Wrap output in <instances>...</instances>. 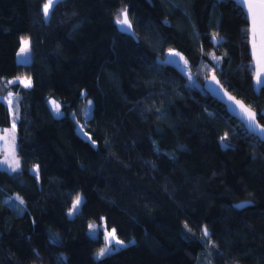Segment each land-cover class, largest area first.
I'll list each match as a JSON object with an SVG mask.
<instances>
[{
  "label": "trees",
  "instance_id": "obj_1",
  "mask_svg": "<svg viewBox=\"0 0 264 264\" xmlns=\"http://www.w3.org/2000/svg\"><path fill=\"white\" fill-rule=\"evenodd\" d=\"M45 1L0 0V131L15 118L19 159L0 167V264H199L207 247L213 264H264V143L202 87L214 73L263 107L241 9L60 0L46 18ZM125 9L133 35L116 25ZM170 49L191 79L164 60ZM101 219L123 243L95 257Z\"/></svg>",
  "mask_w": 264,
  "mask_h": 264
},
{
  "label": "rangeland",
  "instance_id": "obj_2",
  "mask_svg": "<svg viewBox=\"0 0 264 264\" xmlns=\"http://www.w3.org/2000/svg\"><path fill=\"white\" fill-rule=\"evenodd\" d=\"M48 0H46L43 3V6L45 3H47ZM24 41H27V47L29 49V40L26 37H22L20 40V45L17 49L16 52V61L19 63H26L30 60V55H29V51L25 56H20V50L22 47L25 46ZM171 52H177L175 50H168L165 54L164 60L173 63L174 65H176L184 74V76L186 77V79H191V74L187 68V65L185 64V59L184 57L180 54L179 56H170L169 53ZM178 53V52H177ZM181 57H183V59H181ZM11 81H18L24 85H30L31 81L28 77H22V76H15V77H11L10 78ZM6 101L9 105V108L11 110V105H10V95L7 96ZM52 102H54V99L52 97L48 98V103L50 106H52ZM78 132H80L82 135H86L84 131L81 130V128L78 126ZM7 160V163H4V161ZM19 162L18 159V155L16 153V122H15V118H13L11 120V124L4 128L2 131H0V167L5 168L7 170L10 171H14L13 168H15V170H18L19 167H15L16 162ZM31 171L33 173H37V167L34 165L31 167ZM77 197L80 198V203L82 201V195L78 194L74 200L71 203L70 208L68 209L67 213L69 216L74 215L75 213H77L79 205L77 207L76 210H73V205L76 203ZM100 226L103 232V239H104V244L97 250L94 252V256L98 257V252L105 248L106 244L108 243V241L106 240V237L108 236L109 233H111L113 231V228H109L105 225V222L101 219L100 221ZM86 230L90 235H95L96 234V223L95 222H88L86 225ZM208 232V229L206 227H203V238H206V234ZM117 239V238H116ZM119 240V239H118ZM113 246H119V244H117L115 242V240L111 241V245L109 248L110 252L111 250H113ZM206 250L209 252V255H204L203 259L199 261V264H213L212 260H211V250L209 247L206 248ZM107 252V253H108Z\"/></svg>",
  "mask_w": 264,
  "mask_h": 264
},
{
  "label": "snow or ice",
  "instance_id": "obj_3",
  "mask_svg": "<svg viewBox=\"0 0 264 264\" xmlns=\"http://www.w3.org/2000/svg\"><path fill=\"white\" fill-rule=\"evenodd\" d=\"M60 0H48L47 3L43 6L44 16L47 18L50 15V8L54 7L58 4ZM242 6L247 8V13L252 18V28H251V36H252V55L253 59L257 64V72L255 75V80L257 85L264 84V0H242ZM123 19H118L117 23L120 25H127L131 27L128 18H127V10L122 13ZM25 46L21 48L19 55L25 56L29 49L27 47V41H24ZM170 56H179L180 54L177 52L169 53ZM183 59V57H181ZM187 64V61H185ZM215 81V76L212 77ZM218 83V82H217ZM227 95V93H225ZM230 101H233L237 106H239L241 113L244 118L247 120V126L251 130L259 129L260 132H264V127H261L256 123V114L251 112L250 109L246 108L240 101L235 100L234 97L228 96ZM57 112H59V106H56ZM223 139V138H222ZM7 163V160L4 161ZM15 167H19V162H16ZM15 170V168H13ZM80 203V198L77 197L76 203L73 205V210H76ZM108 243L105 248L101 249L98 252V257L104 256L110 248L111 241L115 240L117 244H122L123 241L116 239L115 230L108 234L106 237Z\"/></svg>",
  "mask_w": 264,
  "mask_h": 264
},
{
  "label": "water",
  "instance_id": "obj_4",
  "mask_svg": "<svg viewBox=\"0 0 264 264\" xmlns=\"http://www.w3.org/2000/svg\"><path fill=\"white\" fill-rule=\"evenodd\" d=\"M231 1H233L235 3V5H237L241 9V11L244 14L245 19L247 21V47H248V54H249V58H250V65L252 67L251 85H252V89H253L254 93L256 95H258L260 89L262 87H264V84L257 85L256 80H255V75L257 72V64L254 61L253 55H252V36H251L252 18L247 13V8L242 6V0H231ZM120 19H123L122 14H121ZM128 21H129V19H128ZM129 23H130V21H129ZM116 25L120 31L125 32V33L130 34V35H133L132 26L128 27L127 25H120L117 23V21H116ZM130 25H131V23H130ZM213 76H215V81L212 79ZM202 87L211 97H213L219 103H221L224 106L226 112L229 115H231L233 118L237 119L242 124V126L244 127V129L248 133L255 135L260 141H262L264 143V132H260L259 129H255L254 131L249 129V127L247 126L248 122L244 118L243 114L241 113L239 106H237L235 103H233V101H230L228 99V96L234 97L235 100L240 101L246 108L250 109L251 112L255 113L256 114V123L259 124L261 127H264V123H260L258 121L257 115L260 114L264 117V105L259 111H256L254 108H252L248 104H246L241 98H239V97L235 96L233 93L229 92L221 84L218 77L214 73L209 74L204 79ZM225 93H227V95H225ZM248 203H249L248 201H242V202L236 203L235 205L237 207H241V206H244Z\"/></svg>",
  "mask_w": 264,
  "mask_h": 264
}]
</instances>
